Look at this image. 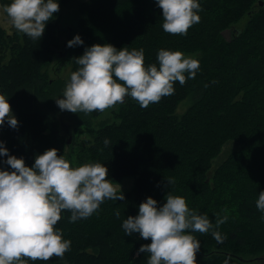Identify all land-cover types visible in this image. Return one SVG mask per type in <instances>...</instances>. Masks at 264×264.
<instances>
[{"label": "trees", "instance_id": "trees-1", "mask_svg": "<svg viewBox=\"0 0 264 264\" xmlns=\"http://www.w3.org/2000/svg\"><path fill=\"white\" fill-rule=\"evenodd\" d=\"M68 2L60 0V8ZM7 3L10 0H0ZM200 4L201 19L186 35L163 30L156 0L80 1L77 30H67V41L79 34L84 44L67 46L66 53L58 36L62 28L57 32V12L41 38L17 29L10 33L13 55L0 62V90L11 99L19 123L16 128L7 124L0 140L28 166L46 149L55 147L63 154L67 145L57 121L43 111L48 105L46 90L59 92V83L43 71L53 60L59 69L69 60L72 72L79 67L75 57L97 43L118 49L143 47L145 65L158 64L157 51L162 47L201 52L196 76L184 84L175 81L172 94L147 107L126 96L110 123L104 120L92 129V140L70 142L78 148L81 164L105 163L112 182L133 176L134 184L123 192V199L106 198L87 218L72 222L71 210H63L55 227L63 230L71 247L62 257L54 254L48 261L30 260V264H147L150 253L137 250L151 238L125 234L122 222L136 215L148 196L162 205L168 192L184 196L190 208L207 213L213 224L227 216L218 229L225 236L223 242L213 237L212 230L193 233L201 241L197 264H222L226 257H231L229 264H244L246 256L264 252V212L255 204L264 190V0H200ZM242 17H246L243 28L225 38L223 32ZM4 35L10 36L0 26V44L6 41ZM187 98L190 102L177 114ZM102 112L93 110L85 117L80 111L76 125L86 124L91 132L93 119ZM231 140L237 147L209 177L213 159Z\"/></svg>", "mask_w": 264, "mask_h": 264}, {"label": "clouds", "instance_id": "clouds-1", "mask_svg": "<svg viewBox=\"0 0 264 264\" xmlns=\"http://www.w3.org/2000/svg\"><path fill=\"white\" fill-rule=\"evenodd\" d=\"M156 4L162 9L165 32L186 35L201 19L200 0H156ZM59 8L60 0H10L0 4L12 25L33 39L41 38ZM82 44L79 34L67 41L69 47ZM75 58L79 67L71 72L63 96L55 99L62 110L73 113L103 111L122 103L126 96L147 107L172 94L175 81L184 84L194 78L200 68L195 56L163 47L157 51L158 64L145 65L143 47L118 49L110 43L87 46ZM6 121L12 128L19 123L9 97L0 90V126ZM103 142L110 143L108 138ZM5 143L0 140V157H6L0 161V264L48 261L54 254L62 257L72 243L61 228L55 227L63 210H71L69 219L75 222L91 216L106 198H124L108 178L105 163L73 166L64 152L58 154L59 149L52 147L37 154L34 164L28 166L24 157L10 154ZM255 204L264 212V190ZM116 215H120L118 210ZM226 220L227 216L219 217L213 224L207 213L190 208L184 196L168 192L162 205L148 196L139 204L136 215L123 220L122 227L127 235L139 233L151 238V243L137 250V254L150 253L147 264H197L201 241L193 233L212 230L213 237L223 242L225 236L218 229ZM230 259L226 257L222 264H229Z\"/></svg>", "mask_w": 264, "mask_h": 264}, {"label": "rangeland", "instance_id": "rangeland-1", "mask_svg": "<svg viewBox=\"0 0 264 264\" xmlns=\"http://www.w3.org/2000/svg\"><path fill=\"white\" fill-rule=\"evenodd\" d=\"M80 1H85V0H69V2L59 8V11L57 12V32L60 28L61 30V35L58 32V36H60L62 44H64L66 47L63 48L62 50L66 51L68 50V45H67V30H77V22L79 19V13H78V3ZM7 15V14H6ZM8 17V16H7ZM9 21L10 18L8 17ZM236 25L232 26L231 28L225 30L223 32V35L225 38L229 39L232 34L236 33L239 29L243 28V25L246 22V17H242ZM10 35V33H7ZM13 35V33L11 34ZM10 36H5L6 41L3 42L2 45L4 49H0V62L5 63L9 59H12V51H11V39ZM61 50V51H62ZM187 55H192L195 56L196 58H200L201 52L199 51H194V52H185ZM71 60V58H70ZM64 64L60 67L57 65L56 60H53L50 65L47 68H43V71H46L48 74V77L50 79L56 80L59 85H58V90L59 92H53V90L47 89L46 90V95L48 98V105L45 106L44 104V109L43 111H46L49 113L55 121H57L58 124V129L59 132L62 134V136L65 138L67 141V145L64 147V155L66 158L71 162L73 166L81 164L79 160H77V152L78 148L70 146V142H72L75 138L79 139L81 142L86 141V140H92L93 138V132L92 129H97V125L100 124L101 121H108L109 123L112 121V113H114V110L117 109L118 103H116L113 106H110L103 110V112L98 116L97 118L93 119L91 127V132L89 129V126L83 123H77L75 122V118H77V115L80 112L73 113L70 110H62L56 103L55 99H58L63 96V92L66 86V83L69 81L70 74H71V65L69 60H64ZM190 102L189 98L185 99L181 104L179 105L177 109V114H181L185 110V106ZM9 103L11 105V110L13 114L16 116V111L12 108L11 104V99H9ZM86 113V112H85ZM91 112L86 113L85 117H88ZM83 118H79V121L82 120ZM7 127V121L3 126H0V139H1V134L6 131ZM237 147L236 142L234 141H228L226 144L223 145L221 152L219 155L213 159L212 165L209 169L208 176L210 177L214 170L217 168V166L222 163V161L227 157L229 152H231L233 149ZM88 156L84 155V159H87ZM134 178L133 176H127L123 178L122 180L118 182H113L114 185L117 186V192H126L130 190L134 184ZM208 179V178H207ZM119 183L120 186L117 184ZM245 263L244 264H264V252L258 255L254 256H246L243 258Z\"/></svg>", "mask_w": 264, "mask_h": 264}, {"label": "crops", "instance_id": "crops-1", "mask_svg": "<svg viewBox=\"0 0 264 264\" xmlns=\"http://www.w3.org/2000/svg\"><path fill=\"white\" fill-rule=\"evenodd\" d=\"M0 26L5 29L6 33H12L16 28L9 21L6 13H3V10L0 9Z\"/></svg>", "mask_w": 264, "mask_h": 264}, {"label": "water", "instance_id": "water-1", "mask_svg": "<svg viewBox=\"0 0 264 264\" xmlns=\"http://www.w3.org/2000/svg\"><path fill=\"white\" fill-rule=\"evenodd\" d=\"M261 5H262V2L260 1Z\"/></svg>", "mask_w": 264, "mask_h": 264}]
</instances>
